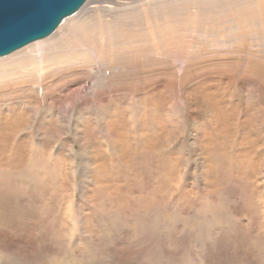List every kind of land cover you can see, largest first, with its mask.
Segmentation results:
<instances>
[{"label":"rangeland","instance_id":"1","mask_svg":"<svg viewBox=\"0 0 264 264\" xmlns=\"http://www.w3.org/2000/svg\"><path fill=\"white\" fill-rule=\"evenodd\" d=\"M94 1L0 68V264H264V0Z\"/></svg>","mask_w":264,"mask_h":264},{"label":"water","instance_id":"2","mask_svg":"<svg viewBox=\"0 0 264 264\" xmlns=\"http://www.w3.org/2000/svg\"><path fill=\"white\" fill-rule=\"evenodd\" d=\"M89 0H0V57L52 35Z\"/></svg>","mask_w":264,"mask_h":264},{"label":"bare ground","instance_id":"3","mask_svg":"<svg viewBox=\"0 0 264 264\" xmlns=\"http://www.w3.org/2000/svg\"><path fill=\"white\" fill-rule=\"evenodd\" d=\"M92 2H95V1L89 0L78 12H76L70 17H67L60 24V26L56 29L55 32H57V30L58 31L61 30V32L65 34L66 30L69 29L73 21L76 20L75 17L80 14L81 10L84 7H86L88 4H91ZM60 34H58V36ZM51 36L52 35H50L47 38L36 40L30 44H27L25 47H22L18 49L17 51H14L13 53H10L5 57H2L0 59V68H3V69H5L6 67L18 68L19 70L24 71V72H36L39 75H42L45 72V68H46L44 54L47 51V46H45V44L49 40L48 38H51ZM2 74L3 72L0 73V76Z\"/></svg>","mask_w":264,"mask_h":264}]
</instances>
